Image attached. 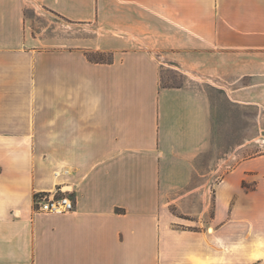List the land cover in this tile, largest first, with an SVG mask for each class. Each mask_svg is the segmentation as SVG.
<instances>
[{"label": "crops", "instance_id": "1", "mask_svg": "<svg viewBox=\"0 0 264 264\" xmlns=\"http://www.w3.org/2000/svg\"><path fill=\"white\" fill-rule=\"evenodd\" d=\"M36 6L98 30L52 42ZM196 76L264 106V0H0V264H264V155L234 154L213 202L194 184L214 127ZM62 189L73 212L37 211Z\"/></svg>", "mask_w": 264, "mask_h": 264}, {"label": "rangeland", "instance_id": "2", "mask_svg": "<svg viewBox=\"0 0 264 264\" xmlns=\"http://www.w3.org/2000/svg\"><path fill=\"white\" fill-rule=\"evenodd\" d=\"M29 25L35 35L49 37L52 42L69 37H87L98 29L84 24L74 25L58 15L41 7L27 10ZM94 59H107V54H90ZM163 71V83L166 85H187L192 74L178 66L173 57L159 56ZM197 77V76H196ZM202 78V77H201ZM193 80V78L191 79ZM210 90L213 106V146L196 163L197 175L194 184L208 187L211 201H214V187L223 175L231 170L239 159L264 155V106L232 102L222 91L219 81L205 77L196 78ZM195 81V79H194ZM223 83V81H222ZM223 86V85H222ZM226 94V95H225ZM237 154V160H234ZM213 206V204H211ZM212 206L209 215H212Z\"/></svg>", "mask_w": 264, "mask_h": 264}, {"label": "built area", "instance_id": "3", "mask_svg": "<svg viewBox=\"0 0 264 264\" xmlns=\"http://www.w3.org/2000/svg\"><path fill=\"white\" fill-rule=\"evenodd\" d=\"M37 211L49 214H67L75 210V204L71 196L63 189L51 193H44L36 197Z\"/></svg>", "mask_w": 264, "mask_h": 264}, {"label": "bare ground", "instance_id": "4", "mask_svg": "<svg viewBox=\"0 0 264 264\" xmlns=\"http://www.w3.org/2000/svg\"><path fill=\"white\" fill-rule=\"evenodd\" d=\"M212 231V230H211Z\"/></svg>", "mask_w": 264, "mask_h": 264}]
</instances>
